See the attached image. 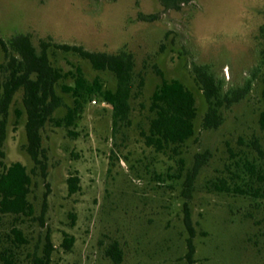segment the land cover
<instances>
[{"label": "rangeland", "instance_id": "1", "mask_svg": "<svg viewBox=\"0 0 264 264\" xmlns=\"http://www.w3.org/2000/svg\"><path fill=\"white\" fill-rule=\"evenodd\" d=\"M18 34H28L37 50L42 39L90 51L127 50L134 58V86L129 119L117 126L112 106L93 95L71 126L47 121L41 130L44 174L23 148L22 89L14 94L0 162L25 165L33 214L0 213V264L9 254L15 264H31L34 254H42L46 234L54 247L51 264H188L185 201L195 231L191 264H264V194L253 193L264 192V131L258 123L264 111V0H189L179 8H164L159 0H0V37L9 41ZM47 54L64 73L80 67L89 81L99 78L103 89L115 88L111 72L93 69L77 54L53 46ZM5 61L0 46V92ZM194 64H208L225 89L252 79L245 97L223 109L217 128L202 127L207 103L195 84ZM157 71L180 80L196 100L195 134L178 154L156 152L144 142L149 97L161 80ZM72 84L71 74L56 83L62 104L54 120L73 106L72 95L62 90ZM202 153L206 160L186 188ZM70 175L79 178L72 194ZM14 225L26 243H10ZM64 234L73 237L68 250L61 245ZM113 242L121 249L119 263L105 253Z\"/></svg>", "mask_w": 264, "mask_h": 264}, {"label": "trees", "instance_id": "2", "mask_svg": "<svg viewBox=\"0 0 264 264\" xmlns=\"http://www.w3.org/2000/svg\"><path fill=\"white\" fill-rule=\"evenodd\" d=\"M189 0H159L164 8H179L181 3ZM0 46L6 57L3 70L6 72L1 84L0 92V158L5 157L4 144L6 138V122L8 108L14 94L22 89V102L26 112L24 124L26 144L23 148L30 156L35 166H38L44 174L46 155L41 144V130L47 121H54L56 125L64 124L71 126L77 118L82 104L87 97L99 96L104 102L112 106V123L117 126L119 123L129 119L130 98L134 86V58L131 52L121 49L114 53L103 51H90L81 45L67 43H50L40 40V50L32 44L28 34H18L9 41L0 37ZM53 46L63 52H72L79 57L86 59L91 67L99 71H109L116 79L113 90L103 89L99 78L92 81L86 79L80 67L75 71L66 73L51 64L47 49ZM193 78L195 84L202 91L207 103V110L203 115L202 127L211 129L219 127L223 122V109L229 108L232 104L244 98L251 88L252 79H248L243 87L224 88L223 79L218 78L208 64L193 65ZM161 80L149 97L148 104V127L142 131L144 142L156 152L171 150L178 154V147L188 138L195 134V119L197 116L196 100L193 92L178 79H166L161 71H157ZM71 74L72 85H62V90L70 93L73 97V106L68 107L62 119L54 120V110L61 106V97L55 91L56 83ZM142 78L139 76L138 86H142ZM264 90V89H263ZM259 127L264 131V111H261L258 118ZM69 133L73 132L68 130ZM206 160L205 153L196 157L193 169L187 174L186 188L190 184ZM246 161V160H245ZM3 165L0 172V213L12 214L15 216H30L33 214V205L28 200L30 192L31 176L25 165L19 161ZM245 167L254 173V164L246 161ZM264 179V176H260ZM222 189L231 191L222 183ZM68 193H75L79 189V178L70 175L67 178ZM188 190V189H187ZM233 191L246 193L242 189L233 188ZM258 190V191H257ZM253 191L258 196L259 189ZM189 191V190H188ZM189 197V193H187ZM183 221L188 231L186 239V258L188 264L193 262L195 246L193 237L195 235L192 226L188 203H183ZM8 239L13 246L26 243L20 228L15 225L10 229ZM73 244V237L64 234L61 245L70 249ZM54 247L50 236L46 234V242L41 255L34 254L31 264H51V253ZM115 263L121 261V249L116 242L111 243L106 251ZM5 264H15L11 254L3 257Z\"/></svg>", "mask_w": 264, "mask_h": 264}, {"label": "built area", "instance_id": "3", "mask_svg": "<svg viewBox=\"0 0 264 264\" xmlns=\"http://www.w3.org/2000/svg\"><path fill=\"white\" fill-rule=\"evenodd\" d=\"M92 102H96V100H95V99H93V100H92Z\"/></svg>", "mask_w": 264, "mask_h": 264}]
</instances>
